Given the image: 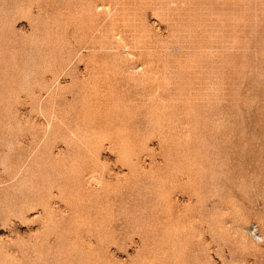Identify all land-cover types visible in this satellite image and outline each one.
<instances>
[{"label":"rangeland","instance_id":"obj_1","mask_svg":"<svg viewBox=\"0 0 264 264\" xmlns=\"http://www.w3.org/2000/svg\"><path fill=\"white\" fill-rule=\"evenodd\" d=\"M0 264H264V0H0Z\"/></svg>","mask_w":264,"mask_h":264}]
</instances>
